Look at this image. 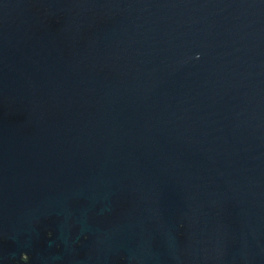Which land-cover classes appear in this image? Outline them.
I'll list each match as a JSON object with an SVG mask.
<instances>
[{"label":"water","instance_id":"95a60500","mask_svg":"<svg viewBox=\"0 0 264 264\" xmlns=\"http://www.w3.org/2000/svg\"><path fill=\"white\" fill-rule=\"evenodd\" d=\"M0 264H264V0H0Z\"/></svg>","mask_w":264,"mask_h":264},{"label":"flooded vegetation","instance_id":"af4514ba","mask_svg":"<svg viewBox=\"0 0 264 264\" xmlns=\"http://www.w3.org/2000/svg\"><path fill=\"white\" fill-rule=\"evenodd\" d=\"M21 258H22V260H23V261H25V260H27V259H28V255H27V254H25V253H23V255H22V257H21Z\"/></svg>","mask_w":264,"mask_h":264}]
</instances>
